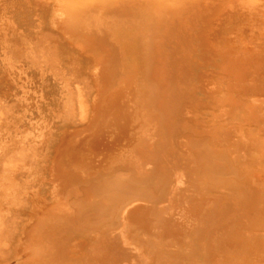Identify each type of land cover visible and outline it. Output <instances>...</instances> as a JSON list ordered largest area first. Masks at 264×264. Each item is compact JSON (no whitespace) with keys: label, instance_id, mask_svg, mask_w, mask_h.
Segmentation results:
<instances>
[{"label":"rangeland","instance_id":"obj_1","mask_svg":"<svg viewBox=\"0 0 264 264\" xmlns=\"http://www.w3.org/2000/svg\"><path fill=\"white\" fill-rule=\"evenodd\" d=\"M165 1L150 0L148 5L150 9L157 5L159 6V4L164 8L165 6L163 5H168V8L172 0H167L168 3ZM175 1L178 2V0L172 1L175 4L171 2L172 5L170 4L171 6L169 7L172 13L168 17H161L160 14H151L149 10L142 11L135 3L136 0H0V264H223V260L224 264H229L230 262L237 264L238 261H250L257 252H264V240H261L264 238V232L259 230L262 233L260 234L258 230L256 231L264 224L260 222L261 220L264 222V218L262 219V216L264 217V207L258 211V204L253 203L252 205L255 197L257 199L258 196L264 195V98L262 97V95L264 96V91L262 90L264 89V78H262L264 77V0H209L210 2L205 0L206 6H204V0H193L195 1L193 3L192 0L191 2L189 0L191 5L188 0H184L178 2L183 4L182 7L187 4L183 11L181 10L182 8L179 10V4ZM194 3L196 5L198 3L197 9H195ZM192 9L193 12L188 18L189 12L186 10L191 11ZM196 10H199L200 13ZM165 11H167L166 8ZM178 18L179 20H177ZM192 18L191 22L190 19ZM194 22L198 26L192 24ZM258 50H261V53ZM242 51L251 54L249 55ZM257 57L260 61L259 59L257 60ZM256 64L260 67H257ZM254 70H257V72ZM219 71H224V73ZM233 75L234 77H232ZM239 75L243 76V79H239ZM227 78L229 79L227 80ZM203 79L204 81H202ZM232 80L234 83L237 81V83L234 84ZM225 81L228 84H225ZM248 82H250L249 85L253 86L248 88ZM206 86L210 87L207 88ZM225 86L226 88L228 87L227 91L224 88ZM245 86L246 88L244 89ZM212 87L213 90L210 89ZM170 88L176 89L173 92L177 94H173L176 97L179 94L177 100L182 97V100L180 99L182 102L175 100L172 97L174 96L173 94L171 96L173 102L170 98H167L169 96L166 93H169ZM215 88L217 90H215L217 92L216 97L214 96V94L216 95V92H214ZM235 88H242V92L239 89L235 90ZM207 89L212 92L209 91L207 93ZM229 89H231L230 92L228 91ZM160 91L163 97L160 96ZM226 92L229 93L226 95ZM236 93L239 95H236ZM258 93L261 96L258 97ZM222 95L226 96V100L223 99ZM252 95L256 98L252 97ZM244 96L246 97L244 98ZM183 97L186 100L185 98L183 100ZM253 98L258 99L259 102L257 104H262L259 105L260 107L257 106V112L254 111L253 114L249 115L246 108L253 104V101H251ZM164 99L167 103L170 100V105L167 106L166 102L164 104ZM109 100H111V103H109ZM161 100H163L164 104L161 107L164 108L162 110L156 104L157 101ZM113 101L114 103H112ZM226 101H229L228 104ZM237 102L241 107H238ZM109 104L115 105L112 108V105ZM186 104L189 105L186 106ZM199 104H202V106ZM108 105L112 108H108L110 110L109 113L106 112ZM94 107L96 108L94 109ZM221 108L222 111L220 110ZM225 108H229L228 112ZM185 109L188 112H185ZM169 112H172V115ZM218 112L221 114L220 117L217 114ZM103 113H106L104 116L106 118H103ZM186 113H188L189 117L186 116ZM97 115V120L91 126L92 128L89 132H85L92 118ZM116 118L118 119L117 121ZM181 122H185L190 128L186 127L185 123L182 125ZM249 122L252 125L250 127L255 126L261 130L254 132L257 133V135H254L255 139H253V134L251 135L253 137L248 138L247 130H245ZM101 123L104 124L103 128ZM242 123L246 126L243 133L240 134L239 130L237 132L236 129L240 128L237 125L243 126ZM231 125H234V127ZM222 126L227 127L226 130L230 128L228 129L230 131H226ZM191 127L194 129V133H190ZM213 127L219 128H216L215 131ZM232 128H235V131L231 130ZM195 129L197 132L200 130L202 132L196 133ZM205 129L207 130L205 131ZM207 131H210L208 133L210 136ZM128 132L130 135H128ZM171 132H174L175 135ZM69 133L72 135H69ZM201 133H206L205 135L208 137ZM215 133L218 138L214 137ZM67 134L68 138H66ZM81 137L87 138V140L84 139L86 143L82 142L83 145L80 144ZM189 137L192 140L194 139V141ZM228 137H230L231 141ZM187 138L191 140V143ZM198 138L200 141L202 140L200 143L197 142ZM63 139L71 140L68 144V149L61 152L62 145L60 146V144H63ZM101 139L105 141H101ZM206 139L208 142H206ZM232 139L237 140L232 141ZM75 140L76 143H79L72 144V141ZM88 140H90V143H88ZM184 140L189 141L192 149L191 147L187 149L189 143L185 141L184 143L188 145L184 144L182 142ZM252 140L254 141L252 142ZM203 141L205 142L203 145L209 147L210 150H208L211 153L207 151L206 146L203 149L201 144L204 143ZM193 142L195 143L193 144ZM224 142L230 145L227 146ZM111 144H113L112 147ZM116 144L117 147L118 145L120 147L117 148ZM244 144L246 148L244 147L245 149L243 150L241 148ZM176 145L182 146L181 149H178L179 147L177 148ZM193 145L196 146L193 147ZM237 145H239L238 148H236ZM214 146L225 147V149L222 148L221 150H225L224 152L228 151L227 154L222 153ZM247 146L249 148L252 146L250 151ZM227 147L228 150L226 149ZM57 148L59 149L58 151H56ZM77 148L79 149L78 152ZM83 148L88 150L83 151ZM91 148H93L92 150L95 149V153L94 151H89ZM69 149L70 151L72 149V151L70 152ZM151 149L153 150L151 151ZM195 149L196 151L198 150L197 153L202 155L200 159H205L209 154L210 156L214 154L211 157L209 156V160L218 155L219 161L216 157L214 163L217 162V164L213 163L214 165H212L213 160H211V163L207 159L203 162L202 160L198 161L199 157H197L198 154ZM229 149L232 151H229ZM212 150L216 153H212ZM251 150L253 151L251 152ZM85 152L90 153L87 154ZM220 153L223 155H220ZM246 153L252 154V156L250 155L251 157L258 154L259 159L255 156V158L253 157L254 159H251L249 156L251 160L249 162V157ZM190 155L195 156L193 158ZM222 156L228 158L226 160H230L231 164L228 165V161L224 160V157L222 159ZM148 157L153 158L149 160ZM154 157L158 158L154 159ZM219 157L221 158L219 159ZM240 157L242 160L239 159ZM56 158L58 159L53 162ZM195 160L198 163L194 164ZM222 160H224L223 163ZM240 160L241 162H239ZM220 161L223 165L218 163ZM58 162L63 167L67 166L65 170L73 177L69 178V180L73 179L70 181L71 183H67L70 187L65 183H61L63 188L60 186L62 179L53 171L54 166ZM203 163L204 165L206 164L205 166L208 165L207 168L209 169L210 166L214 168L215 165H219L217 167L218 170H216V167L212 168V171L215 170V172L213 171L214 180L212 178L213 172L210 170L208 173V169L203 167ZM234 164H237V167ZM227 165L233 168V171L230 169V173L227 172L229 171L228 168H230ZM242 165L244 168L246 165L245 170L241 167ZM221 166L222 170L220 169V171L219 167L221 168ZM203 168L207 170L205 171ZM223 169L224 172H222ZM225 170L230 174H228L230 178L226 175ZM221 172L225 175L224 177L229 179L225 178V180L222 177L223 175H220L222 178L219 175L217 177L216 173L222 174ZM119 173L120 175H118ZM231 175L234 176H232L233 180ZM52 176H56V178ZM235 176H238V178L242 176L243 178L239 180ZM111 177H114L113 180L117 182L114 181L113 183ZM118 178L120 189L118 186L116 187ZM158 179L162 181L160 182ZM57 180L61 181L58 182ZM75 180L78 185L74 183ZM123 180L124 182L121 183ZM157 180L160 184H158ZM129 182L134 183L133 185L135 186L132 187L131 184V190L128 187L125 191L123 188H127L126 185ZM152 182L157 183L160 189L157 184L155 185ZM251 182H255L253 183L255 185L251 186ZM58 183L59 185L57 186ZM246 183L247 187L244 186ZM90 184H95L96 186ZM161 184L163 189H161ZM142 185L144 187L148 185L146 187L148 191H145L146 188H143ZM150 185L152 186L151 188H149ZM234 185L236 186L234 187ZM238 186L243 188V191L241 190L242 196L240 195L241 200L237 196L240 193ZM155 187L159 190L157 191ZM98 188L100 192L102 189L104 191L102 193H106V198L103 196L104 194L98 192ZM112 188L117 191L119 189L121 192L123 189L124 193H128L129 190L128 195H132L134 190L137 192H134L135 195H129L128 198L130 199H128L126 198L128 195L123 194V192H119L118 196L115 195V190ZM151 189L154 193H152ZM214 189L219 190V192ZM227 189H229V193H227ZM236 189L239 191H236ZM255 189L257 192L260 189L261 192H258L260 195H253L256 193ZM60 190L63 192L58 196L56 205L55 195ZM108 190H114L113 194H109L111 192H108ZM160 190L163 191L160 192ZM220 190L222 191L220 192ZM232 190H235V192ZM142 191L147 194L151 192L152 196L151 194H149V197L144 193H140ZM214 192L217 193L215 194ZM236 192L237 195H235ZM221 193L225 194V197ZM230 193L235 194L231 195ZM158 194L161 195V198L162 196L164 198L161 199ZM113 195H115V198H112ZM138 195L139 197H135ZM243 195L249 196L250 199H247L248 201L246 202V198L244 197V200ZM226 196L227 199L231 197L235 198L236 201L239 199V202L243 200L245 208L241 207V210L243 209L242 212L239 211H241L240 206H243L244 202H240L241 205L235 200H227ZM261 196L258 198V200H261H257V203L262 202L261 205L263 206L264 196ZM146 197L149 198L146 199ZM60 198L62 200H58ZM91 199L92 201H90ZM127 199L130 202H127ZM156 200L159 202L157 203ZM249 200L252 202L250 201L249 203ZM152 201H155L154 204ZM233 202L236 205L232 204ZM62 203L66 205H62ZM151 203L154 207L150 205ZM228 203L230 206H227ZM260 203L259 208H262ZM237 204H240V206ZM249 204L250 206H248ZM254 204H256L255 210L258 213L261 210L262 213L260 212V214L263 215L256 214L257 212L253 211L254 208L249 210L252 206L254 207ZM45 205H49L47 206L48 209H51V205L53 207L56 205L57 208L53 210L54 216H51L53 214L45 216L44 213L47 210ZM84 205L87 206L84 207ZM238 206L239 210L236 208ZM38 207H42V210ZM223 208L225 210H222ZM116 210L120 212H114ZM225 211L229 212H227L228 215L224 213ZM248 211L253 214H247ZM63 212L65 214L68 213L67 217H65L66 215ZM218 212L220 213L218 214ZM231 212L232 214L234 212L233 216H231ZM36 213L37 215L41 213V216H36ZM243 213L249 216H244ZM216 214L218 215L216 216ZM61 215H64V217ZM115 215H118V218ZM241 215L245 217L240 222L243 225L237 222L238 219L241 221V217H243ZM251 215H254V219L256 218L257 221L256 219L253 220ZM257 215L260 216L261 220L258 219L259 216L255 217ZM113 217L116 220L118 219V223L121 224L116 223L117 221ZM222 217L227 219H222ZM246 217L251 218V220L248 218L249 223ZM34 219L40 220L36 230L32 226L37 224L36 222L38 221H33ZM70 219L72 220L70 221ZM73 219L74 222H72ZM220 219H222L223 223ZM227 221L231 223L235 221L237 223L233 224V222L231 224L229 222V225L226 224ZM251 221H255V223ZM32 223L34 224L31 225ZM216 223H219V226ZM250 223L253 226L260 224L261 227L258 225L259 227L253 228V226L249 225ZM29 224L31 225L30 228ZM109 224L112 225L110 226ZM238 224H240V227L242 226L240 230L238 229L239 227H236ZM245 224L255 230L247 228V231L250 230V232L245 231ZM164 226L165 230L162 228ZM220 226L223 228L221 229ZM231 226L233 227L231 228ZM224 229L225 231L223 232L228 234H225L226 237L223 239L224 233L222 230ZM44 230L47 231L45 232ZM40 231L42 232L40 233ZM213 231L219 232V236L217 232ZM230 234L232 235L230 236ZM259 235H261L260 238L257 237ZM230 237L231 240H229ZM240 237L241 240L238 239ZM250 237L252 240H250ZM219 238L222 243L221 246ZM245 239H249L250 245H247L248 243ZM222 240L224 241L222 242ZM243 240H245V244L242 243ZM239 242L241 244L238 245ZM244 245H247L246 247L249 246L248 248L251 250L247 251L248 248H245ZM258 248L260 251H257L259 250ZM230 250L234 252L232 253L234 255L230 254L232 252ZM218 251L222 259L221 256H217L216 253ZM220 253H223V255ZM224 253L227 255H224ZM228 255L230 256L228 257ZM217 257L221 263L217 260ZM214 258L219 262L215 261Z\"/></svg>","mask_w":264,"mask_h":264},{"label":"bare ground","instance_id":"obj_2","mask_svg":"<svg viewBox=\"0 0 264 264\" xmlns=\"http://www.w3.org/2000/svg\"><path fill=\"white\" fill-rule=\"evenodd\" d=\"M132 1H133V0H132ZM151 1H152V0H151ZM154 1H155V0H154ZM160 1H161V0H160ZM172 1H174V0H172ZM172 1H171V2H172ZM180 1H184V0H178V2H180ZM195 1H196V0H195ZM195 1L192 0V3L195 2ZM200 1H201V0H200ZM218 1H219V0H218ZM252 1H253V0H252ZM149 2H150V0H136L135 3L139 6L138 8L142 9V11H144V10H149L151 14H153V13H154V14H160L161 17H166V16L168 17L169 14L172 13L171 9L169 8V7L172 5L171 2H170L171 5L169 4V7H168V8H167L168 5H167V6H166V5H163V6H165V8H166L167 11H165V8L162 7L160 4H159V6H158V5L155 6V7L153 6L154 8H153V9H150V8H149L150 6L148 5V4H150ZM156 2H157V1H156ZM165 2L168 3L167 0H166ZM175 2H176V1H175ZM178 2H176V3H178ZM188 2H189V0H188ZM188 2H187V3H188ZM190 2H191V0H190ZM190 2H189V4H190ZM203 2H204V4H205V0H204ZM208 2H210V1L208 0ZM172 3L175 4L174 2H172ZM198 3H199V2H198ZM198 3H197V5H198ZM206 3H207V2H206ZM214 3H215V1H214ZM178 4H179V10H180V8H182V9H181L182 11H183V8H184V10H185V8H186L185 6H186L187 4H186L184 7H182V5H183L182 3H178ZM194 4H195V3H194ZM210 4H211V3H210ZM176 5H177V4H176ZM180 5H181V6H180ZM190 5H191V4H190ZM190 5H189V6H190ZM192 5H193V4H192ZM197 5L195 4V6H196L195 9L198 8ZM199 5H201V4L199 3ZM199 5H198V6H199ZM202 5H203V4H202ZM214 5H215V4H214ZM214 5H213V6H214ZM221 5H224V4H221ZM221 5H219V6H221ZM204 6H206V4H205ZM219 6H218V8H219ZM193 7H194V5H193ZM200 7H201V6H200ZM210 7H211V5H210ZM216 7H217V6H216ZM187 8H188V6H187ZM207 8H208V4H207ZM207 8H205V9H207ZM220 8H221V7H220ZM190 9H191V7H190ZM193 9H194V8H193ZM193 9H192L191 11L186 10V11L189 12V17H188V18H190V14H191V12H193ZM195 9H194V12H195ZM199 9H200V8H199ZM205 9H204V10H205ZM210 9H211V8H210ZM214 9H216V8H214ZM137 10H139V9H137ZM172 10H173V9H172ZM201 10H202V9H201ZM204 10H203V11H204ZM207 10H208V9H207ZM177 11H178V10H177ZM186 11H185V12H186ZM196 11H197V10H196ZM198 11H199V10H198ZM198 11H197V12H198ZM173 12H174V10H173ZM179 12H181V11H179ZM204 12H205V11H204ZM204 12H203V14H204ZM207 12L209 13V11H207ZM199 13H200V11H199ZM201 13H202V12H201ZM205 13H206V12H205ZM256 13H257V12H256ZM186 14H187V12H186ZM196 14H197V13H196ZM182 15H183V14H182ZM184 15H185V13H184ZM187 16H188V15H187ZM201 16H202V15H201ZM178 17H179V16H178ZM185 17H186V16H185ZM185 17H184V18H185ZM197 17H199V16H197ZM186 18H187V17H186ZM188 18H187V19H188ZM194 18H195V16H194ZM181 19H182V18H181ZM177 20H179V18H178ZM177 20L175 19V21H177ZM182 20H183V19H182ZM192 20H193V18L190 19L191 22H192ZM197 20H198V19H197ZM254 20H255V19H254ZM187 21H188V20H187ZM194 21H196V20H194ZM187 23H188V22H187ZM190 24H191V23H190ZM192 24H196V22H194V23H192ZM199 24H200V23H199ZM196 25H197V24H196ZM191 26H192V25H191ZM197 26H198V25H197ZM197 26H195V27H197ZM185 27H186V26H185ZM193 27H194V26H193ZM183 29H184V28H183ZM243 29H244V28H243ZM256 29H257V28H256ZM261 29H262V28H261ZM192 33H193V32H192ZM193 37H195V36H193ZM248 45H249V44H248ZM246 46H247V45H246ZM242 48H243V46H242ZM244 49H245V48H244ZM239 50H242V49H239ZM203 51H204V50H203ZM248 51H250V50H248ZM255 51H256V50H255ZM258 51H260L259 53H261V50H258ZM242 52H244V51H242ZM245 52H246V51H245ZM245 52H244V53H245ZM236 53H237V51H236ZM246 53L249 54V52H246ZM222 54H223V53H222ZM237 54H238V53H237ZM248 54H247V56H249L251 53H250L249 55H248ZM255 54H256V53H255ZM182 56H183V55H182ZM222 56H223V55H222ZM237 56H238V55H237ZM251 56H252V55H251ZM260 56H261V55H260ZM234 57H235V56H234ZM241 57H242V56H241ZM241 57H240V58H241ZM254 57H256V56H254ZM254 57H253V58H254ZM261 58H262V57H261ZM178 59H179V58H178ZM258 59H259V58L257 57V60H258ZM215 60H216V59H215ZM252 60H253V59H252ZM255 60H256V58H255ZM261 60H262V59H261ZM259 61H260V59H259ZM259 61H258V63H259ZM247 62H248V61H247ZM240 63H241V61H240ZM252 63H253V62H252ZM254 63H255V62H254ZM260 64H262V63H260ZM256 65H257V67H260L258 64H256ZM256 65H255V69H256ZM171 67H172V66H171ZM253 67H254V66H253ZM241 68H242V67H241ZM243 68H244V67H243ZM247 69H248V65H247ZM245 70H246V69H245ZM212 71H213V70H212ZM246 71H247V70H246ZM251 71H252V70H251ZM254 71L257 72V70H254ZM254 71H253V73H254ZM219 72H223V73H224V71H219ZM241 72H242V71H241ZM202 73H203V72H202ZM212 73H213V72H212ZM225 73H226V72H225ZM251 73H252V72H251ZM210 74H211V73H210ZM237 74H238V73H237ZM235 75H236V74H235ZM241 75H242V74H241ZM241 75H239L240 78H239L238 76H237V77H238L239 79H241V78L243 79V76L241 77ZM257 75H258V74H257ZM263 75H264V73H263ZM263 75H262V76H263ZM153 76H154V75H153ZM252 76H253V74H252ZM258 76H259V75H258ZM155 77H156V76H155ZM158 77H159V76H158ZM232 77H234V75H233ZM203 78H204V77H203ZM212 78H213V77H212ZM256 78H258V77H256ZM262 78H264V77H262ZM172 79H173V78H172ZM228 79H229V78H227V80H228ZM236 79H237V78H236ZM239 79H237V80H239ZM244 79H245V78H244ZM249 79H250V78H249ZM122 80H123V79H122ZM124 80H125V79H124ZM127 80H128V78H127ZM206 80H207V79H206ZM206 80H205V81H206ZM209 80H210V79H209ZM128 81H129V80H128ZM156 81H157V80H156ZM202 81H204V79H203ZM212 81H213V80H212ZM229 81H230V80H229ZM232 81H233V80H232ZM122 82H123V81H122ZM157 82H158V81H157ZM206 82H207V81H206ZM220 82H221V81H220ZM225 82H226V81H225ZM242 82H243V81H242ZM257 82H258V81H257ZM125 83H126V82H125ZM210 83H211V80H210ZM233 83H234V81H233ZM235 83H237V81H236ZM235 83H234V84H235ZM249 83H250V82H248V85H249ZM158 84H159V83H158ZM158 84H157V85H158ZM204 84H205V82H204ZM223 84H224V83H223ZM225 84H228V82H226ZM231 84H232V83H231ZM234 84H233V85H234ZM238 84H239V83H238ZM263 84H264V83H263ZM163 85H164V84H163ZM213 85H214V84H213ZM233 85H232V86H233ZM244 85H245V84H244ZM257 85H259V83H257ZM260 85H261V83H260ZM211 86H212V84H211ZM226 86H227V85H226ZM226 86H225L224 88H226ZM232 86H231V87H232ZM235 86H236V85H235ZM251 86H253V85H249L248 88H250ZM158 87H159V86H158ZM175 87H176V86H175ZM175 87H174V88H175ZM203 87H204V85H203ZM206 87H207V86H206ZM209 87H210V86H209ZM209 87H207V88H209ZM216 87H218V86H216ZM220 87H221V86H220ZM233 87H234V86H233ZM233 87H232V88H233ZM236 87H237V86H236ZM240 87H242V86H240ZM163 88H164V87H163ZM166 88H167V87H166ZM176 88H177V87H176ZM227 88H228V87H227ZM227 88H226V91H227ZM245 88H246V86L244 87V89H245ZM254 88H255V87H254ZM263 88H264V87H263ZM105 89H106V88H105ZM189 89H190V88H189ZM210 89L213 90V87L210 88ZM238 89L241 90V92H242V88H241V89L238 88ZM238 89L235 88V90H238ZM255 89H257V88H255ZM159 90H160V89H159ZM164 90H165V89H164ZM175 90H176V89L173 90V89L170 88L169 93H166V95L168 94V96H169V97H167L168 99L170 98V100H171L172 97H174L175 100L178 99L179 94H178V97H176L175 95H176L177 93L175 94V93L173 92V91H175ZM215 90H216V88L214 89V92L217 91V90H216V91H215ZM219 90H220V89H219ZM219 90H218V91H219ZM230 90H231V89H229L228 91L230 92ZM233 90H234V88H233ZM257 90H258V89H257ZM259 90H260V88H259ZM262 90L264 91V89H262ZM162 91H163V89H162ZM195 91H196V90H195ZM207 91H208V89H207ZM207 91H205V92H207ZM209 91H210V90H209ZM209 91H208L207 93H209ZM243 91H244V90H243ZM246 91H247V90H246ZM246 91H245V93H247ZM249 91H250V90H249ZM251 91H252V90H251ZM254 91H255V90H254ZM22 92H23V91H22ZM45 92H46V91H45ZM210 92H212V91H210ZM229 92H226V95H227V93H229ZM257 92H258V91H257ZM261 92H262V91H261ZM173 93H174L175 95H174ZM186 93H187V92H186ZM250 93H251V92H250ZM159 94H160L161 97H163L161 91H160ZM172 94H173L174 96H172ZM182 94H183V93H182ZM237 94H238V93H236V95H237ZM256 94H257V93H256ZM258 94H259V93H258ZM118 95H119V94H118ZM166 95H165V96H166ZM183 95H184V94H183ZM186 95H187V94H186ZM236 95H235V96H236ZM238 95H239V94H238ZM111 96H112V95H111ZM171 96H172V97H171ZM208 96H209V95H208ZM210 96H211V94H210ZM210 96H209V97H210ZM214 96H215V97L217 96V92H216V95L214 94ZM222 96H223V95H222ZM242 96H243V94H242ZM256 96H257V95H256ZM259 96H261V95L259 94L258 97H259ZM122 97H123V96H122ZM180 97H181V96H180ZM225 97H226V96H225ZM225 97L223 96V99H225ZM228 97L230 98L229 94H228ZM228 97H227V98H228ZM231 97H232V96H231ZM245 97H246V96H244V98H245ZM247 97H248V96H247ZM249 97L251 98V96H249ZM252 97H255V96L252 95ZM262 97L264 98L263 95H262ZM79 98H80V97H79ZM114 98H115V97H114ZM184 98H185V97H183V100H184ZM235 98H237V97H235ZM255 98H256V97H255ZM260 98H261V97H260ZM180 99L182 100V97L179 98V100H177V101H178V102H182V101H180ZM158 100H159V99H158ZM164 100H165V99H164ZM170 100H169V102H171V101L173 102V100H171V101H170ZM185 100H186V98H185ZM187 100H188V99H187ZM207 100H208V99H207ZM212 100H213V99H212ZM225 100H226V99H225ZM225 100H223V101H225ZM236 100H237V99H236ZM109 101H110L109 103H111V100H109ZM116 101H117V100H116ZM214 101H215V100H214ZM231 101H232V100H231ZM237 101H239V100H237ZM246 101H247V100H246ZM249 101H250V100H249ZM249 101H248V102H249ZM251 101H253V104L249 105V106H250L249 108L247 107L248 105L246 106V107H247V108H246V111L248 112L249 115H250V114H253L254 111H256L257 108H258L257 106H259V105L262 104V103L257 104V102H259L258 99H254V98H253ZM165 102H166V100L164 101V104H165ZM169 102H168V103L166 102L167 106L170 105ZM175 102H176V101H175ZM185 102H187V101H185ZM195 102H196V101H195ZM212 102H213V101H212ZM226 102H227V101H226ZM226 102H224V103H226ZM228 102H229V101H228ZM228 102H227V104H228ZM239 102H240V101H239ZM248 102H247V104H248ZM77 103H78V102H77ZM112 103H114V101H113ZM197 103H198V102H197ZM217 103L219 104V102H217ZM234 103H235V102H234ZM237 103H238V102H237ZM115 104H116V103H115ZM115 104H113V105H112V104H109V105H112V108H113V106H114ZM156 104L159 106V108L163 107V105H164V104H163V100H161V101H157ZM184 104H185V103H184ZM202 104H203V102H202ZM202 104H199V105L202 106ZM229 104H230V103H229ZM79 105H80V104H79ZM109 105H108V106H109ZM157 105H156V106H157ZM176 105H178V104H176ZM187 105H189V104H186V106H187ZM203 105L205 106V104H203ZM238 105H239V103H238ZM242 105H244V104H242ZM108 106L106 107V108H107V111L105 110L107 113L110 112L109 109H112L110 106H109V107H108ZM172 106H173V105H172ZM172 106H171V108H172ZM210 106H211V105H210ZM229 106H230V105H229ZM244 106H245V105H244ZM78 107H79V106H78ZM178 107H179V105H178ZM183 107H184V106H183ZM207 107H208V106H207ZM233 107H235V106H233ZM236 107H237V106H236ZM238 107H241V106L239 105ZM259 107H260V106H259ZM95 108H96V107H94V109H95ZM108 108H109V109H108ZM119 108H120V107H119ZM159 108H158V109H159ZM167 108H168V107H167ZM167 108H166V109H167ZM198 108H199V107H198ZM231 108H232V106H231ZM231 108H230V109H231ZM78 109H79V108H78ZM117 109H118V108H117ZM162 109H164V108H161L160 110H162ZM225 109H226L227 112H228V109H229V108H228V109L225 108ZM242 109H244V108H242ZM113 110H114V109H113ZM121 110H122V109H121ZM220 110L222 111V108H221ZM232 110H233V109H232ZM237 110H238V109H237ZM240 110H241V109H240ZM111 111H112V110H111ZM167 111H168V110H167ZM184 111H185V112H188V111H186V109H185ZM173 112H174V111H173ZM191 112H192V111H191ZM256 112H257V111H256ZM163 113H165V112H163ZM169 113H171V115H172V112H169ZM169 113H167V114H169ZM105 114H106V113H103V118H106V117H104ZM175 114H176V113H175ZM198 114H199V113H198ZM217 114H219V117H220V115H221L220 112H218ZM245 114H246V113H245ZM93 115H94V114H93ZM224 115H226V114H224ZM164 116L166 117V115H164ZM173 116H174V115H173ZM176 116H177V114H176ZM180 116H181V115H180ZM186 116L189 117V116H188V113H186ZM193 116H194V115H193ZM199 116H200V115H199ZM217 116H218V115H217ZM226 116H227V115H226ZM262 116H263V115H262ZM97 117H98V115L92 118V121H91L90 124H88V125H89V126H88V129H86L85 132H89V130L92 128L91 126H92V125L95 123V121L97 120ZM114 117H115V115H114ZM168 117H169V116H168ZM182 117H183V116H182ZM184 117H185V115H184ZM184 117H183V118H184ZM221 117L226 118V117H224V116H221ZM245 117H246V116H245ZM249 117H251V116H249ZM249 117H248V119H249ZM170 118H171V117H170ZM192 118H193V117H192ZM195 118H196V117H195ZM223 118H222V119H223ZM237 118H238V117H237ZM263 118H264V117H263ZM165 119H166V118H165ZM174 119H175V118H174ZM219 119H220V118H219ZM226 119H227V118H226ZM232 119H233V118H232ZM252 119H253V118H252ZM117 120H118V119L116 118V121H117ZM179 120H181V119H179ZM186 120H187V119H186ZM188 120H189V119H188ZM230 120H231V119H230ZM244 120H245V119H244ZM40 121H41V120H40ZM160 121H161V120H160ZM163 121H164V120H163ZM174 121H175V120H174ZM219 121H220V120H219ZM225 121H226V120H225ZM197 122H198V121H197ZM245 122H246V121H245ZM247 122H248V121H247ZM116 123H117V122H116ZM116 123H115V124H116ZM166 123H167V122H166ZM168 123H169V122H168ZM171 123H172V122H171ZM178 123H179V122H178ZM184 123H185V122H184ZM184 123L181 122L182 125H183ZM236 123H237V122H236ZM101 124H102L101 127L103 128L104 124H103V123H101ZM118 124H119V123H118ZM172 124H173V123H172ZM174 124H175V123H174ZM174 124H173V125H174ZM185 124H186V123H185ZM218 124H221V123H218ZM242 124H243V126H239V125H237V127H240V128H239V129H236V131L238 132V130H239V133L241 134V133H243V130L246 128L245 130H247V133H248L247 135L249 136L248 138L253 137L255 134L257 135V133H254V132L261 131L260 129H257L255 126L250 127V126H252V125L250 124V122H249L248 124L246 123V124H247V127L249 126V128L245 127L246 125H244V123H242ZM106 125H107V124H106ZM175 125H176V124H175ZM177 125H179V124H177ZM182 125H181V126H182ZM200 125H201V124H200ZM222 125L224 126V124H222ZM253 125H254V124H253ZM169 126H170V123H169ZM184 126H185V125H184ZM192 126H193V125H192ZM223 126H222V127H223ZM231 126H232V125H231ZM262 126H263V125H262ZM98 127H99V125H98ZM98 127H97V128H98ZM101 127H100V128H101ZM116 127H117V126H116ZM118 127H119V126H118ZM161 127H162V126H161ZM165 127H166V126H165ZM167 127H168V126H167ZM186 127H189V128H190V126H189V125L187 126V124H186ZM219 127H220V126H219ZM219 127H216V128H219ZM232 127H234V125H233ZM244 127H245V128H244ZM254 127H255V128H254ZM100 128H99V129H100ZM102 128H101V129H102ZM106 128H107V127H106ZM179 128H180V127H179ZM213 128H214V127H213ZM216 128H214L215 131H216ZM224 128H225V127H223V129H224ZM226 128H227V127H226ZM226 128H225V130H226ZM252 128H253V129H252ZM174 129L176 130L175 126H174ZM183 129H184V128H183ZM191 129H192V127H191ZM191 129H189V130H191ZM201 129H202V128H201ZM208 129H210V128H208ZM221 129H222V128H221ZM221 129H219V130H221ZM223 129H222V130H223ZM228 129H230V128H228ZM228 129H227V130H228ZM234 129H235V128H232L231 130H234ZM119 130H120V129H119ZM119 130H118V131H119ZM167 130H168V129H167ZM170 130H171V129H170ZM185 130H186V129H185ZM197 130H198V129H197ZM206 130H207V129H205V131H206ZM210 130H211V129H210ZM225 130H224V131H225ZM227 130H226V131H227ZM106 131H107V130H106ZM112 131H113V130H112ZM139 131H140V130H139ZM182 131H184V130H182ZM191 131H192V132H191ZM191 131H190V133H194V132H193L194 129H192ZM213 131H214V130H213ZM226 131H225V132H226ZM229 131H230V130H228V132H229ZM234 131H235V130H234ZM113 132H114V131H113ZM120 132H121V131H120ZM184 132H185V131H184ZM184 132H181V133H184ZM187 132H188V128H187ZM195 132L198 133V132H202V131L200 130V131L197 132L196 129H195ZM209 132H210V131H209ZM209 132L207 131V134H208ZM219 132H221V131H219ZM219 132H218V134H219ZM225 132H224V133H225ZM231 132H232V131H231ZM231 132H230V133H231ZM237 132H236V133H237ZM36 133H39V132H36ZM72 133H73V132H72ZM76 133H77V132H76ZM101 133H102V132H101ZM114 133H115V132H114ZM117 133H118V132H117ZM171 133L174 134V132H171ZM171 133H170V134H171ZM175 133H176V132H175ZM196 133H195V135H197ZM213 133H214V132H213ZM213 133H211V134H213ZM216 133H217V132H216ZM216 133H215L214 137L217 135ZM221 133H222V132H221ZM224 133H223V134H224ZM233 133H234V132H233ZM236 133H235V135H237V134L240 135L239 133H237V134H236ZM258 133H259V132H258ZM107 134H108V133H107ZM185 134H186V133H185ZM185 134H184V135H185ZM201 134H202V135H205L206 133H205V134L201 133ZM252 134H253V136H251ZM69 135H72V134L69 133ZM77 135H78V134H77ZM104 135H105V134H104ZM111 135H112V134H111ZM111 135H110V136H111ZM118 135H119V134H118ZM128 135H130L129 132H128ZM160 135H161V134H160ZM174 135H175V134H174ZM182 135H183V134H182ZM188 135H189V134H188ZM198 135H199V134H198ZM202 135H200V136H202ZM208 135H209V134H208ZM233 135H234V134H233ZM235 135H234V136H235ZM261 135H262V134H261ZM263 135H264V134H263ZM263 135H262V137H263ZM25 136H26V135H25ZM28 136H29V135H28ZM40 136H41V135H40ZM102 136H103V134H102ZM102 136H101V137H102ZM138 136H139V135H138ZM152 136H153V135H152ZM157 136H158V135H157ZM200 136H199V137H200ZM205 136H206V135H205ZM209 136H210V135H209ZM229 136H230V135H229ZM240 136H241V135H240ZM240 136H238V137H240ZM243 136H244V135H243ZM26 137H27V136H26ZM64 137H65V136H64ZM113 137H114V136H113ZM118 137H119V136H118ZM118 137H117V138H118ZM162 137H163V136H162ZM170 137H171V136H170ZM191 137H192V136H191ZM194 137H195V136H194ZM202 137H203V136H202ZM206 137H208V136H206ZM216 137H217V136H216ZM235 137H236V136H235ZM66 138H68V134H67ZM96 138H97V137H96ZM182 138H183V137H182ZM182 138H180V139H182ZM189 138H190V137H189ZM189 138H187V139H188V140L190 141V143H191V140H192V139L190 138V139H191V140H190ZM217 138H218V137H217ZM229 138H230V137H228V139H229ZM236 138H237V137H236ZM241 138H242V137H241ZM241 138H240V139H241ZM245 138H246V136H245ZM255 138H256V137L254 136L253 139H255ZM258 138H259V136H258ZM263 138H264V137H263ZM80 139H81V140H80V142H81L80 144H82V142L84 141V139L87 140V138H85V137H84V138L81 137ZM122 139H123V138H122ZM125 139H126V138H125ZM142 139H143V138H142ZM169 139H170V138H169ZM180 139H178V140L180 141ZM195 139H196V138H195ZM202 139H203V138H202ZM242 139H243V138H242ZM260 139H262V138L260 137ZM70 140H71V139H70ZM70 140H68V139H65V140H64V139H63V144H62V143L60 144V146L62 145V150H61V152H62L63 150H65V149H68L67 147H68V144H69ZM99 140H100V139H99ZM102 140H103V139H101V141H102ZM127 140H128V139H127ZM143 140H144V139H143ZM157 140H158V138H157ZM174 140H175V139H174ZM182 140H183V139H182ZM188 140H187V141L184 140V141H182V142L184 143V142L186 141V142L189 143ZM197 140H198V141H197ZM197 140H195V141H197V142H199V143L202 141V140L200 141L199 138H198ZM212 140H213V139H212ZM215 140H216V139H215ZM226 140H227V139H226ZM229 140H230V139H229ZM233 140H237V139H232V141H233ZM243 140H244V139H243ZM243 140H242V141H243ZM23 141H24V140H23ZM88 141H89L88 143H90V140H88ZM103 141H105V140H103ZM107 141H108V140H107ZM115 141H116V140H115ZM135 141H136V140H135ZM169 141H170V140H169ZM175 141H176V140H175ZM192 141H194V139H193ZM204 141H205V140H204ZM204 141H203V142H204ZM218 141H219V139H218ZM221 141H222V140H221ZM224 141H225V140H224ZM230 141H231V140H230ZM250 141H251V140H250ZM253 141H254V140H252V142H253ZM72 142H73L72 144H74V143H75V144L79 143V142L76 143V140H75V141H72ZM84 142H85V141H84ZM110 142H111V141H110ZM117 142H118V141H117ZM127 142H128V141H127ZM180 142H181V141H180ZM206 142H208L207 139H206ZM225 142H226V141H225ZM225 142H224V144H225ZM239 142H241V141H239ZM243 142L246 143L245 141H243ZM85 143H86V142H85ZM102 143H103V142H102ZM104 143H105V142H104ZM113 143H114V141H113ZM137 143H138V142H137ZM151 143H152V142H151ZM175 143H176V142H175ZM190 143H189V146H188V147L186 146V145H188V144H187V143H184V144H186L185 146L187 147V149H190V147H191V149H192V146L190 145ZM194 143H195V142H193V144H194ZM241 143H242V142H241ZM248 143H250V142H248ZM259 143H260V142H259ZM72 144H71V145H72ZM138 144H139V143H138ZM158 144H159V142H158ZM180 144H181V143H180ZM184 144H183V145H184ZM197 144H198V143H197ZM201 144L203 145V144H205V142H204V143H201ZM209 144H210V143H209ZM218 144H219V143H218ZM82 145H83V144H82ZM90 145H92V144H90ZM96 145H97V144H96ZM174 145H175V144H174ZM177 145H178V144H177ZM177 145H176V146H177ZM219 145H220V144H219ZM225 145H227V143H226ZM228 145H230V144L228 143ZM228 145H227V146H228ZM232 145H233V143H232ZM234 145H235V142H234ZM240 145H241V144H240ZM259 145H260V144H259ZM76 146H77V145H76ZM86 146H87V145H86ZM92 146H93V145H92ZM97 146H98V145H97ZM97 146H96V147H97ZM112 146H113V144H111V147H112ZM123 146H125V145H123ZM194 146H196V145H193V147H194ZM199 146H200V145H199ZM199 146H198V149H199ZM205 146H206V145H205ZM205 146L203 145V149H204ZM215 146H216V145H215ZM215 146H214V147H215ZM220 146H222V145H220ZM223 146H224V145H223ZM249 146H250V144H249ZM249 146H247V147L249 148ZM71 147H72V146H71ZM79 147H80V146H79ZM93 147H94V146H93ZM116 147H117V144H116ZM118 147H120V146L118 145ZM118 147H117V148H118ZM178 147H179V148H178ZM181 147H182V146H181ZM181 147H180V146H177L178 149H181ZM186 147H184V148H186ZM201 147H202V146H201ZM229 147H230V146H229ZM238 147H239V145H237L236 148H238ZM244 147L246 148L245 144H244V146H243L241 149L244 150V149H245ZM89 148H90V146H89ZM94 148H95V147H94ZM102 148H103V147H102ZM106 148H108V147H106ZM106 148H105V149H106ZM155 148H156V147H155ZM205 148H207V151L210 150L209 147H207V146H206ZM215 148L219 149V151H222V153H226V154H227V152H228V151H227V152H224L225 150H221L223 147H222V148L215 147ZM231 148H232V147H231ZM233 148H234V147H233ZM251 148H252V146H251ZM251 148H249V151H250ZM84 149H85V148H83V151H87V150H88V149H87V150H84ZM92 149H93V148L89 149V151H94V153H95V149H94V150H92ZM112 149H113V148H112ZM162 149H163V148H162ZM187 149H186V150H187ZM208 149H209V150H208ZM212 149H213V148H212ZM223 149H225V147H224ZM226 149L228 150V147H227ZM58 150H59V149L57 148L56 151H58ZM78 150H79V149L77 148V152H78ZM108 150H109V149H108ZM152 150H153V149H151V151H152ZM193 150H194V149H193ZM214 150H215V149H214ZM233 150H235V149H233ZM238 150H239V149H238ZM56 151H55V152H56ZM66 151H67V150H66ZM69 151H70V149H69ZM71 151H72V149H71ZM71 151H70V152H71ZM74 151H75V150H74ZM80 151H81V150H80ZM80 151H79V152H80ZM104 151H105V150H104ZM115 151H116V150H115ZM177 151H178V150H177ZM181 151H182V150H181ZM188 151H189V150H188ZM195 151H196V149H195ZM212 151H213V150H212ZM215 151H216V150H215ZM215 151H213L212 153H216ZM217 151H218V150H217ZM229 151H232V150L229 149ZM252 151H253V150H251V152H252ZM81 152H82V151H81ZM96 152H97V151H96ZM106 152H107V151H106ZM182 152H183V151H182ZM184 152H185V150H184ZM192 152H193V151H192ZM197 152H198V150L196 151V153H197ZM199 152H200V151H199ZM204 152H205V151H204ZM209 152L211 153V151H209ZM238 152H240V151H238ZM241 152H244V151H241ZM58 153H59V152H58ZM85 153H87V152H85ZM89 153H90V152H89ZM89 153H87V154H89ZM91 153H92V152H91ZM94 153H93V155H94ZM109 153H111V152H109ZM138 153H139V152H138ZM151 153H152V152H151ZM151 153H150V154H151ZM193 153H194V152H193ZM201 153H202V152H201ZM207 153H208V152H207ZM207 153H204V154H207ZM222 153H220V155H223ZM232 153H234V152H232ZM259 153H260V152H259ZM55 154H56V153H55ZM144 154H146V153H144ZM194 154H195V153H194ZM197 154H198L197 157H199V159H200V157H202V155H200V153H197ZM202 154H203V153H202ZM218 154H219V152H218ZM229 154H230V153H229ZM229 154H228V155H229ZM240 154H242V153H240ZM93 155H92V156H93ZM98 155H99V154H98ZM98 155H96V156H98ZM121 155H122V154H121ZM121 155H120V156H121ZM124 155H125V154H124ZM195 155H196V154H195ZM195 155H194V156H195ZM213 155H214V154H213ZM213 155L211 154V156H213ZM215 155H216V154H215ZM220 155H219V156H220ZM224 155H225V154H224ZM235 155H236V154H235ZM246 155H248V157H249L250 155L252 156V154L249 155V153H246ZM58 156H59V155H58ZM90 156H91V154H90ZM100 156H101V155H100ZM125 156H126V155H125ZM179 156H180V155H179ZM190 156H192V155H190ZM194 156H192V157L194 158ZM209 156H210V154H209L208 157L205 158V159H207V160L209 161V163H211V160H213V161H212V165L217 164V162L214 163V159H215V157H216L217 160H218V157H217L218 155H216L213 159L210 158L211 160H209ZM211 156H210V157H211ZM233 156H234V155H233ZM236 156H237V155H236ZM239 156H240V155H239ZM251 156H250V157H251ZM254 156L257 157V158L259 159V157H258L259 155H258V154H257V156H256V155H254ZM254 156H253V157H254ZM55 157H56V155H55ZM98 157H99V156H98ZM130 157H131V156H130ZM149 157H150V156H149ZM149 157H148V158H149ZM204 157H206V156L204 155ZM223 157H224V156H222V159H223ZM234 157H235V156H234ZM250 157L248 158L249 162L251 161V160H250ZM253 157H251V159H252ZM255 157H254V158H255ZM94 158H96V157H94ZM152 158H153V157H152ZM152 158H149V160L152 159ZM156 158H158V157H156ZM156 158L154 157V159H156ZM220 158H221V157H219V159H220ZM236 158H238V157H236ZM236 158H235V159H236ZM242 158H243V155H242ZM254 158H253V159H254ZM263 158H264V157H263ZM57 159H58V158L54 159L53 162H54L55 160H57ZM96 159H97V158H96ZM98 159H99V158H98ZM145 159H146V158H145ZM154 159H153V161H155ZM188 159H189V158H188ZM190 159H191V158H190ZM196 159H197V158H196ZM199 159H198V161H201V160H202V162L205 161L204 158H202V159H200V160H199ZM226 159H228V158L224 157V160H226ZM229 159H230V158H229ZM232 159H233V158H232ZM239 159H241V157H240ZM243 159L245 160V157H244ZM258 159H257V160H258ZM92 160H93V159H92ZM191 160H192V159H191ZM224 160H222V163H223ZM241 160H242V159H241ZM241 160H240L239 162H241ZM97 161H98V160H97ZM119 161H120V160H119ZM125 161H126V160H125ZM134 161H135V160H134ZM151 161H152V160H151ZM208 161H207V163H208ZM215 161H216V160H215ZM218 161H219V160H218ZM226 161H228V160H226ZM229 161H230V160H229ZM229 161L227 162V163H229L228 165L231 164V163H230L231 161H230V162H229ZM233 161H234V160H233ZM261 161H262V160H261ZM90 162H91V161H90ZM93 162H95V161H93ZM171 162H172V161H171ZM191 162H192V161H191ZM202 162H201V163H202ZM236 162H237V161H236ZM236 162H234V163H236ZM262 162H263V161H262ZM262 162H260V163L263 164L264 162H263V163H262ZM176 163H177V161H176ZM195 163H198V162L195 160L194 164H195ZM205 163H206V162H205ZM207 163H206V164H207ZM213 163H214V164H213ZM218 163L220 164L221 161L218 162ZM222 163H221V165H223ZM53 164H54V163H53ZM53 164H52V165H53ZM93 164H94V163H93ZM125 164H126V163H125ZM134 164H135V163H134ZM151 164H152V163H151ZM156 164H157V163H156ZM206 164H205V165H206ZM237 164H238V162H237ZM237 164H236V165H237ZM138 165H139V164H138ZM203 165H204V163H203ZM205 165H204L203 167L207 168L208 165H207V166H205ZM209 165H211V164H209ZM228 165H227V167H230V166H228ZM234 165H235V164H234ZM234 165H233V166H234ZM236 165H235V166H236ZM238 165H239V164H238ZM259 165H260V164H259ZM69 166H70V165H69ZM125 166H127V165H125ZM179 166H180V165H179ZM185 166H186V165H185ZM201 166H202V165H201ZM218 166H219V165H218ZM218 166L215 165L216 170H218V169H217ZM65 167H67V166H65ZM65 167H63V165H62L60 162H58V163H56V165L54 166V169H55V170L53 169V171H55V172L58 174V177L62 179V182H60L61 180H59V181L57 180L58 182H60V186H61V183H65V184H67L68 182H70V181L73 180V179H72V180H69V178L71 179V178H73V177H71L70 174H69V172H67V171L65 170ZM106 167H107V166H106ZM116 167H117V166H116ZM119 167H120V166H119ZM138 167H139V166H138ZM198 167H199V166H198ZM198 167H196V168H198ZM215 167H214V168H215ZM231 167H232V166H231ZM231 167L228 168L229 171H227V172L230 173V172H231L230 169L233 171V168H231ZM236 167H237V166H236ZM241 167L244 168L243 165H242ZM254 167H255V166H254ZM262 167H263V166H262ZM114 168H115V167H114ZM121 168H122V167H121ZM125 168H126V167H125ZM179 168H180V167H179ZM201 168H202V167H201ZM205 168H203V169L205 170ZM212 168H213V166H212V167L210 166V169L207 168V169H208L207 172L209 173L210 170L212 171ZM214 168H213V169H214ZM234 168H235V167H234ZM258 168H261V167H258ZM172 169H173V168H172ZM198 169H200V168H198ZM207 169H206V170H207ZM220 169L222 170V166H221V168L219 167V170H220ZM224 169H225V168H224ZM224 169H223L222 172H224ZM240 169H241V168H240ZM245 169H246V165H245L244 170H245ZM248 169L250 170V168H248ZM248 169H247V170H248ZM254 169H256V168H254ZM263 169H264V167H263ZM67 170H68V169H67ZM196 170H197V169H196ZM206 170H205V171H206ZM221 170H220V171H221ZM235 170H236V168H235ZM235 170H234V171H235ZM241 170H242V169H241ZM130 171H131V170H130ZM213 171L215 172V170H213ZM213 171H212V172H213ZM237 171H238V170H237ZM256 171L258 172V170H256ZM260 171H261V169H260ZM27 172H28V171H27ZM140 172L143 173L142 171H140ZM176 172H177V171H176ZM212 172H211V174H212ZM214 172H213L212 176L214 175ZM218 172H219V171H218ZM222 172H221V173H222ZM225 172H226V170H225ZM227 172H226V173H227ZM235 172H236V171H235ZM56 173H55V174H56ZM75 173H76V172H75ZM180 173L182 174V172H180ZM189 173H190V172H189ZM208 173H207V174H208ZM226 173H225V174H226ZM229 173H227L226 175H228ZM232 173H233V172H232ZM232 173H231V174H232ZM55 174H54V175H55ZM133 174H134V173H133ZM192 174H193V173H192ZM216 174H217V177H218V175H219V177H221L220 175H223V173H222V174L216 173ZM234 174H235V173H234ZM115 175H117V174H115ZM118 175H120V173H119ZM124 175H125V174H124ZM128 175H129V174H128ZM130 175H131V174H130ZM186 175H187V174H186ZM229 175H230V174H229ZM229 175H228V176H229ZM239 175H240V173H239ZM106 176H107V175H106ZM106 176H105V178H106ZM111 176H113V175H111ZM125 176H126V175H125ZM142 176H143V175H142ZM149 176H150V175H149ZM224 176H225V175H223L222 177H224ZM232 176H233V175H231V178H232ZM243 176H245V175H243ZM52 177H53V176H52ZM75 177H76V176H75ZM101 177H102V175H101ZM120 177H121V176H120ZM128 177H130V176H128ZM150 177H151V176H150ZM222 177H221V178H222ZM233 177H234V176H233ZM235 177L238 178V176H235ZM53 178H56V176L53 177ZM77 178H78V177H77ZM83 178H84V177H83ZM83 178H82V179H83ZM97 178H98V177H97ZM105 178H104V179H105ZM109 178H110V176H109ZM111 178H112V182H113V183H114V181L117 182L116 180H113L114 177H111ZM115 178H116V177H115ZM122 178L124 179V177H122ZM142 178H143V177H142ZM181 178H182V177H181ZM200 178H201V177H200ZM207 178H208V177H207ZM212 178H213V180H214V176H213ZM212 178H211V179H212ZM225 178L227 179L228 177H224V179H225ZM229 178H230V176H229ZM229 178H228V179H229ZM240 178H243V177H242V176H239L238 179L241 180ZM1 179H2V178H1ZM90 179H91V178H90ZM90 179H88V180H90ZM104 179H103V181H105ZM116 179H117V178H116ZM129 179H130V178H129ZM138 179H139V178H138ZM186 179H187V178H186ZM215 179H217V178L215 177ZM224 179H223V180H224ZM226 179H225V180H226ZM235 179H236V178H235ZM235 179H234V180H235ZM2 180H3V179H2ZM53 180H56V179H53ZM97 180H98V179H97ZM124 180H125V179H124ZM124 180H123L121 183H123ZM126 180H128V179L126 178ZM158 180H160V179H158ZM158 180H157V181H158ZM179 180H180V179H179ZM218 180H219V178H218ZM232 180H233V178H232ZM236 180H237V179H236ZM239 180H238V182L241 183ZM6 181H7V180H6ZM8 181H9V180H8ZM57 181H55V182H57ZM85 181H87V180H85ZM90 181H91V180H90ZM92 181H93V180H92ZM101 181H102V179H101ZM106 181H108V180H106ZM110 181H111V179H110ZM129 181H130V180H129ZM157 181H156V182H157ZM161 181H162V180H160V182H161ZM174 181H175V180H174ZM220 181H221V180H220ZM220 181H219V183H220ZM230 181H231V179H230ZM245 181H246V180H245ZM245 181H244V182H245ZM28 182H29V181H28ZM50 182H51V181H50ZM53 182H54V181H53ZM94 182H95V181H94ZM98 182H100V181H98ZM119 182H120V181H119V178H118V183L116 184V187L118 186ZM125 182H128V181H125ZM158 182H159V181H158ZM160 182H159L158 184H160ZM185 182H186V180H185ZM212 182H213V181H212ZM13 183H14V182H13ZM70 183H71V182H70ZM74 183L76 184V180L74 181ZM77 183H78V181H77ZM82 183H83V180H82ZM104 183H107V182H104ZM110 183H111V182H110ZM129 183H130V182H129ZM129 183H128V185H126L127 188H125V187L123 188L124 190H125V189L127 190L128 187L130 188L131 186H132V187L135 186V185H133L134 183H133V184H132V182H131L130 184H129ZM152 183H153V182H152ZM214 183H215V182H214ZM239 183H238V185H239ZM251 183H252V184H250V185L252 186L253 183H255V182H251ZM4 184H5V183H4ZM10 184H11V183H10ZM10 184H9V185H10ZM65 184H64V185H65ZM72 184H73V183H72ZM96 184H97V183H96ZM107 184H109V183H107ZM131 184H132V185H131ZM147 184L149 185L148 182H147ZM153 184H155V183H153ZM153 184H151V185H153ZM156 184H157V183H156ZM156 184H155V185H156ZM158 184H157V185H158ZM163 184H164V183H163ZM165 184H166V183H165ZM190 184H191V183H190ZM199 184H200V183H199ZM220 184H221V183H220ZM235 184H236V183H235ZM13 185H14V184H13ZM21 185H22V184H21ZM58 185H59V183L57 184V186H58ZM62 185H63V184H62ZM76 185H78V184H76ZM82 185H83V184H82ZM82 185H80V186H82ZM86 185H87V184H86ZM90 185H95V184H90ZM101 185H102V184H101ZM104 185H105V184H104ZM130 185H131V186H130ZM148 185H147V186H148ZM151 185H150L149 188L152 187ZM155 185H154V186H155ZM168 185H169V184H168ZM168 185H167V186H168ZM197 185H198V184H197ZM223 185H224V184H223ZM236 185H237V184H236ZM236 185H234V187H235ZM248 185H249V184H248ZM250 185H249V186H250ZM254 185H255V184H254ZM254 185H253V186H254ZM5 186H6V185H5ZM7 186H8V185H7ZM67 186H69V185L67 184ZM67 186H66V188H67ZM80 186H79V187H80ZM95 186H96V185H95ZM106 186H107V185H106ZM109 186H110V185H109ZM109 186H108V187H109ZM124 186H125V185H124ZM142 186H143V185H142ZM147 186H145V187L143 186V188H146ZM158 186H159V185H158ZM158 186H156V187H158ZM161 186H162V184H161ZM167 186H164V187H167ZM215 186H216V185H215ZM218 186H219V185H218ZM244 186L247 187V183H246ZM249 186H248V188H249ZM257 186H258V185H257ZM262 186H263V185H262ZM61 187H62V186H61ZM61 187H60V188H61ZM69 187H70V186H69ZM77 187H78V186H77ZM86 187H87V186H86ZM90 187H91V186H90ZM99 187H100V186H99ZM116 187H115V188H116ZM118 187H119V186H118ZM122 187H123V185H122ZM136 187H137V186H136ZM138 187H140V186H138ZM156 187H155V188H156ZM208 187H209V185H208ZM208 187L206 186V188H208ZM210 187H211V186H210ZM226 187H227V186H226ZM238 187H239V186H238ZM57 188H58V187H57ZM62 188H63V187H62ZM71 188L74 190L73 187H71ZM82 188H83V187H82ZM96 188H97V187H96ZM140 188H141V187H140ZM204 188H205V187H204ZM212 188H214V187H212ZM256 188H258V187H256ZM259 188H260V185H259ZM11 189H12V188H11ZM64 189H65V188H64ZM68 189H69V188H68ZM76 189H77V188H76ZM93 189H94V188H93ZM107 189H108V188H107ZM112 189H114V188H112ZM119 189H120V187H119ZM119 189H118V191L115 190V189H114L115 191L113 190L114 193H115V195H117V196L119 195V192H121V191H119ZM123 189H122V192H123ZM156 189H157V191H158V190L160 189V186H159V189H158V188H156ZM156 189H155V190H156ZM161 189H163V186H162ZM166 189H167V188H166ZM191 189H192V188H191ZM195 189H196V188H195ZM195 189H193V190L195 191ZM197 189H198V188H197ZM217 189H218V188H217ZM239 189H240V193H239V195H237V192H236V194H235V193H230V194H231V195H234V194L237 195V196L239 197V199L241 200L240 195L242 194L243 188H242V187H241V188L239 187ZM261 189H262V188H261ZM58 190H59V188H58ZM89 190H90V189H89ZM97 190H98V192H100V191H99V190H100L99 188H98ZM126 190H125V191H126ZM129 190H131V188H130ZM129 190H128V193H129ZM146 190L148 191V188H146L145 191H146ZM151 190H152V189H151ZM164 190H165V189H164ZM214 190L217 191L216 189H214ZM222 190H223V189H222ZM222 190H220V192H221ZM225 190H226V188H225ZM228 190H229V189H227V191H228ZM237 190H238V189H236V191H237ZM241 190H242V191H241ZM246 190H248V189H246ZM251 190H252V189H251ZM255 190H256V189H255ZM56 191H57V190H56ZM64 191H65V190H64ZM69 191H70V190H69ZM102 191H103V190L101 189V192H100V193H101V194H104V193H102ZM113 191L108 190V192H111V193H109V194H113V193H112ZM116 191H117V192H116ZM132 191H133V189H132ZM161 191H163V190H160V192H161ZM177 191H178V190H177ZM177 191H176V193H177ZM199 191H200V190H199ZM204 191H205V190H204ZM210 191H211V190H210ZM232 191H233V190H232ZM232 191H230V192H232ZM238 191H239V190H238ZM62 192H63V191H62ZM62 192H61V190H60V192H56V195H55V201H56L55 204H56V205H57V198H58L59 195L62 194ZM74 192H75V191H74ZM74 192H73V194H74ZM86 192H87V191H86ZM96 192H97V191H96ZM103 192H104V191H103ZM105 192H106V189H105ZM122 192H121V193H122ZM130 192H131V191H130ZM134 192H135V190L133 191V194H132V195H135V193H136L137 191H136L135 193H134ZM138 192H139V191H138ZM160 192H159V193H160ZM195 192H197V191H195ZM200 192H202V191H200ZM208 192H209V190H208ZM217 192H219V190H218ZM217 192H214V193L216 194ZM223 192H226V191H223ZM233 192H235V190H234ZM244 192H246V191L244 190ZM251 192H252V191H251ZM258 192H259V193L261 192L260 189L258 190ZM258 192H257V190H256V193H257V194L254 193V192H253L254 194H253V193H252V194L255 195V196L260 195V194H258ZM263 192H264V190H263ZM79 193H80V192H79ZM128 193H126V192L124 193V192H123V194H126V195H128ZM140 193H144V191H142V192H140ZM148 193H149V192H148ZM152 193H154L153 190H152ZM152 193L150 192L149 194H151V196H152ZM164 193H165V191L163 192V195H164ZM184 193H185V192H184ZM192 193H193V192H192ZM202 193H205V192H202ZM227 193H229V191H228ZM6 194H7V193H6ZM64 194H65V193H64ZM86 194H88V193H86ZM89 194H90V193H89ZM144 194L149 196V194H147V193H144ZM161 194H162V193H161ZM178 194H179V193H178ZM205 194H206V193H205ZM207 194H208V193H207ZM212 194H213V193H212ZM215 194H214V195H215ZM221 194H223V193H221ZM221 194H219V195H221ZM249 194H250V193H249ZM75 195H76V194H75ZM79 195H80V194H79ZM79 195H78V196H79ZM90 195H91V194H90ZM95 195H96V194H95ZM97 195H99V194L97 193ZM97 195H96V196H97ZM105 195H106V193H105L103 196H105ZM115 195H113L112 198H115V197H114ZM120 195H121V194H120ZM129 195H131V194H129ZM129 195H128L126 198H128ZM132 195H131V196H132ZM139 195H140V194H139ZM139 195H138V196H135V197H139ZM155 195H156V194H155ZM158 195H159V194H158ZM224 195H225V194H223V196H224ZM227 195H228V194H227ZM245 195H247V194L245 193ZM245 195H243V199L245 200V198H246V202H247V201H248L247 199H250V198H249V196L246 197ZM68 196H69V195H68ZM85 196H86V195H85ZM96 196H95V198H96ZM107 196H108V195H107ZM131 196H130V197H131ZM140 196H141V195H140ZM185 196H186V195H185ZM215 196H216V195H215ZM229 196H230V195H229ZM241 196H242V195H241ZM250 196H251V194H250ZM260 196H261V195H260ZM260 196H258V198H260ZM263 196H264V195H262L261 197H263ZM93 197H94V196H93ZM93 197H92V199H93ZM110 197H111V196H110ZM149 197H150V196H149ZM149 197H146V199H148ZM153 197H155V196L153 195ZM159 197L161 198V195H159ZM218 197H219V196H218ZM220 197H222V196H220ZM224 197H225V196H224ZM244 197H245V198H244ZM95 198H94V200H95ZM98 198H99V196H98ZM98 198H97V199H98ZM105 198H106V196H105ZM108 198H109V196H108ZM131 198H132V197H131ZM143 198H145V197H143ZM162 198H164V197L162 196ZM162 198H161V199H162ZM236 198H237V197H236ZM258 198L256 199V197H255L256 201H255V199L253 200V199L251 198V199L253 200V202H252L251 200H249V203H250V201H251V202H252V205H253V203L258 204V208H257V210L259 211V209H263L264 204H263V206H262V205H261L262 202H261V203L259 202V203H260V207L262 206V208H259V203H257ZM0 199H1V198H0ZM19 199H20V197H19ZM75 199L77 200V198H75ZM81 199H82V198H81ZM92 199H91L90 201H92ZM128 199H130V198H128ZM128 199H127V202L129 201ZM137 199H138V198H137ZM156 199H158V198L156 197ZM226 199H227V196H226ZM231 199H232V200H231ZM239 199L236 201L235 198L233 199V198L231 197L230 199H227V200H230V201L235 200V201L238 203V202H239ZM263 199H264V197H263ZM58 200H62V199L60 198V199H58ZM78 200H79V199H78ZM116 200H117V199H116ZM123 200H124V198H123ZM135 200H136V199H135ZM135 200H134V201H135ZM153 200H154V199H153ZM260 200H261V199H260ZM260 200H258V201H260ZM15 201H16V200H15ZM95 201H96V200H95ZM114 201H115V200H114ZM131 201H133V200L131 199ZM145 201H146V200H145ZM145 201H143V202H145ZM224 201H225V200H224ZM254 201H255V202H254ZM58 202H59V201H58ZM77 202H78V201H77ZM88 202H89V201H88ZM129 202H130V201H129ZM140 202H141V200H140ZM147 202H148V201H147ZM152 202H153V204H154L155 201H152ZM156 202H157V200H156ZM158 202H159V201H158ZM158 202H157V203H158ZM162 202H163V201H162ZM225 202H226V201H225ZM227 202H228V201H227ZM240 202L243 203L244 201L242 200V201H240ZM240 202H239V203H240ZM79 203H81V202H79ZM83 203H84V202H83ZM106 203H107V202H106ZM148 203H150V202H148ZM160 203H161V201H160ZM241 203H240V204H241ZM81 204H82V203H81ZM84 204H85V203H84ZM95 204H96V203H95ZM124 204H125V203H124ZM129 204H130V203H129ZM138 204H140V203H138ZM138 204H137V205H138ZM155 204H156V203H155ZM230 204H231V203H230ZM232 204L236 205L234 202H233ZM240 204H237V205L240 206ZM256 204H254V207L252 206L251 209H249V210H252V209L254 208V209H253V211H254V210H255V207H256ZM52 205H54V204L52 203ZM52 205L50 206L51 209H48V208H47V206H49V205H47V206L45 205L46 208H47V210H49V211L45 210V211H46V212L44 213L45 216H46V215H50V214H53V215H51V216H54V211H53V210H55V208H57V207H56V205H55L54 207H53ZM62 205H66V204H63V203H62ZM82 205H83V204H82ZM82 205H81V206H82ZM97 205H98V204H97ZM122 205H123V204H122ZM150 205L152 206V203H151ZM225 205H226V204H225ZM228 205H229V203L227 204V206H228ZM241 205H242V204H241ZM20 206H21V205H20ZM39 206H41V205H39ZM42 206H43V205H42ZM59 206H60V205H59ZM85 206H87V205H84V207H85ZM100 206H101V205H100ZM229 206H230V205H229ZM239 206L236 207L238 210H239ZM244 206H245V202H244L243 206H240V210H241V207L245 208ZM248 206H250V204H249ZM52 207H53V208H52ZM122 207H123V206H122ZM124 207H125V206H124ZM152 207H154V206H152ZM225 207H226V206H225ZM231 207H232V206H231ZM38 208L42 210V207H41V208L38 207ZM44 208H45V207H44ZM61 208H63V207H61ZM104 208H105V207H104ZM206 208H207V206H206ZM219 208H220V207H219ZM58 209H59V208H58ZM108 209H109V208H108ZM110 209H112V208H110ZM113 209H114V207H113ZM118 209H119V208H118ZM120 209H121V207H120ZM120 209H119V210H120ZM122 209H123V208H122ZM227 209H228V208H227ZM232 209H233V208H232ZM37 210H38V209H37ZM105 210H106V208H105ZM105 210H104V212H105ZM119 210H118V211H119ZM153 210H154V209H153ZM210 210H211V209H210ZM222 210H225V209L223 208ZM238 210H237V211H238ZM242 210H243V209H242ZM242 210L239 211V212H242ZM257 210H255V211L257 212ZM2 211H3V210H2ZM38 211H39V210H38ZM58 211H59V210H58ZM64 211H66V210H64ZM80 211H81V210H80ZM107 211H108V210H107ZM110 211H111V210H110ZM118 211L116 210V211H114V212H118ZM121 211H123V210H121ZM219 211L222 212L221 210H219ZM228 211H229V210H228ZM228 211H227V212H228ZM233 211H234V210H233ZM263 211H264V209H263ZM36 212H37V211H36ZM69 212H70V210H69ZM102 212H103V211H102ZM112 212H113V211H112ZM119 212H120V211H119ZM202 212H204V211H202ZM220 212H218V214H219ZM227 212L225 211L224 213L228 215L229 212H228V213H227ZM246 212H247V209H246ZM260 212H261V210H260ZM260 212H259V213L257 212L256 214H260ZM6 213H7V212H6ZM14 213H15V212H14ZM55 213H56V212H55ZM58 213H59V212H58ZM63 213H64V212H63ZM70 213H71V212H70ZM88 213H89V212H88ZM105 213H106V212H105ZM105 213H103V214H105ZM237 213H238V212H237ZM249 213H250V212L248 211L247 214H249ZM261 213H262V212H261ZM15 214H16V213H15ZM67 214H68V213H67ZM67 214L64 213V215H66L65 217H67ZM71 214H72V213H71ZM101 214H102V213H101ZM106 214H107V213H106ZM108 214H109V212H108ZM118 214H120V213H118ZM218 214H216V216H217ZM222 214H223V212H222ZM238 214L240 215V213H238ZM241 214H242V213H241ZM250 214H253V213H250ZM254 214H255V213H254ZM256 214H255V215H256ZM263 214H264V213H263ZM263 214H260V216L263 215ZM1 215H2V214H1ZM39 215L41 216V213H39ZM39 215H37V213H36V216L40 217ZM42 215H43V213H42ZM64 215H61V216L64 217ZM220 215H221V214H220ZM229 215H230V214H229ZM233 215H234V212H233V214H232V212H231V216H233ZM243 215H244V216H249V215H246L245 213H243ZM243 215H241V216H243ZM45 216H44V217H45ZM68 216L70 217V215H68ZM105 216H106V215H105ZM115 216H116V215H115ZM117 216H118V215H117ZM117 216H116V217H117ZM216 216H215V218H216ZM225 216H226V215H225ZM244 216L241 217V221H239V219H238L237 222H239V223L242 222V219L245 218ZM251 216H253V217H252L253 220L256 219V218L254 219V215H251ZM251 216H250V217H251ZM258 216H259V215L255 216V217H258ZM260 216L258 217V219L261 220ZM38 217H37V218H38ZM48 217H49V216H48ZM48 217H47V219H48ZM58 217H59V216H58ZM71 217H72V216H71ZM73 217H74V216H73ZM107 217H108V216H107ZM219 217H220V216H219ZM219 217H218V218H219ZM33 218H34V217H33ZM49 218H50V217H49ZM117 218H118V217H117ZM153 218H154V217H153ZM218 218H217V222H218ZM224 218H226V217H224ZM224 218L222 217V219H224ZM229 218H232V217H229ZM234 218H236V217H234ZM246 218H247V220H248L249 217H246ZM263 218H264V217L262 216V219H263ZM38 219H42V218H38ZM113 219H114L115 221H117L116 223H118V219L116 220L114 217H113ZM222 219H220V221H221ZM226 219H227V218H226ZM226 219H225V220H226ZM236 219H237V218H236ZM236 219H235V221H236ZM249 219L251 220V218H249ZM35 220L38 221L37 219H34L33 221H35ZM71 220H72V219H70V221H71ZM232 220H234V219H232ZM247 220L245 219V221H247ZM260 220H259V221H260ZM41 221H42V220H41ZM43 221H45V220L43 219ZM43 221H42V222H43ZM214 221L216 222V220H214ZM220 221H219V223H220ZM235 221H232V223L234 222L233 224H236L237 222H235ZM256 221H257V219H256ZM42 222H41V223H42ZM45 222H46V221H45ZM72 222H74V219H73ZM111 222H112V221H111ZM212 222H213V221H212ZM221 222H222V221H221ZM224 222H225V221H224ZM229 222H230V221H229ZM229 222L227 221L226 224H229V225H230L231 222H230V223H229ZM247 222L249 223L250 221L248 220ZM251 222H252V223H253V222L255 223V221H251ZM260 222H261L262 224L264 223L262 220H261ZM260 222H259V223H260ZM36 223H37V224H34V223L31 224V225L34 224L32 227H33V229H35V230H36L37 226L39 225L40 220H39L38 222H36ZM76 223H77V222H76ZM213 223H214V222H213ZM213 223H212V224H213ZM219 223H216V224L219 226ZM222 223H223V222H222ZM222 223H220V224H222ZM232 223H231V224H232ZM256 223H258V222H256ZM261 223H260V224H261ZM44 224H45V223H44ZM44 224H43V225H44ZM78 224H79V223H78ZM114 224H115V223H114ZM118 224H119V223H118ZM120 224H121V223H120ZM120 224H119V225H120ZM165 224H166V223H165ZM168 224H169V222H168ZM216 224H215V225H216ZM240 224H242V223H240ZM240 224H238V226L236 225L237 228L239 227V228H238L239 230H240L241 227H242V226L240 227ZM260 224H258V225L261 227ZM31 225L29 224V228H30ZM109 225H110V224H109ZM111 225H112V224H111ZM111 225H110V226H111ZM115 225H116V224H115ZM119 225H118V226H119ZM162 225H163V223H162ZM242 225H243V224H242ZM245 225L247 226L248 224H245ZM245 225H244V226H245ZM249 225H250V226H253L251 223H250ZM249 225H248V227L245 226L246 229H244V227H243V229H244L245 231H247V228H248V229L251 228V230H255V229H252V227H250ZM258 225H257V226H258ZM263 225H264V224H263ZM263 225H262L261 228L256 229V231L258 230V232H259V230H260L261 232H262V231L264 232V226H263ZM44 226H45V225H44ZM76 226H77V224H76ZM110 226H109V227H110ZM118 226H117V227H118ZM166 226H167V225H166ZM222 226H223V225H222ZM222 226H220L221 229L223 228ZM227 226H228V225H227ZM254 226H255V225H254ZM254 226H253V228H256V227H257V226H255V227H254ZM259 226H258V227H259ZM40 227H41V226H40ZM45 227H46V226H45ZM45 227H44V228H45ZM109 227H108V229H109ZM210 227H212V226H210ZM228 227H229V226H228ZM232 227H233V226H231V228H232ZM236 227H235V229H236ZM25 228H26V227H25ZM113 228H114V226H113ZM162 228L164 229L165 226L162 227ZM167 228H168V227H167ZM220 228H219V231H220ZM231 228H230V229H231ZM42 229H43V228H42ZM106 229H107V228H106ZM108 229H107V230H108ZM110 229H112V228H110ZM169 229H170V228H169ZM173 229H174V228H173ZM212 229H213V228H212ZM25 230H26V229H25ZM25 230H24V231H25ZM27 230H28V228H27ZM27 230H26V231H27ZM31 230H32V229H31ZM47 230H48V229H47ZM47 230H46V231H47ZM50 230H51V229H50ZM164 230H165V229H164ZM239 230H236V231H239ZM244 230H241V231H244ZM42 231H43V230H42ZM42 231H40V233H41ZM44 231H45V230H44ZM46 231H45V232H46ZM110 231H112V230H110ZM217 231H218V230H217ZM217 231H213V232H217ZM223 231H225V229L222 230V232H223ZM226 231H227V229H226ZM256 231H255V232H256ZM32 232H33V231H32ZM107 232H108V231H107ZM163 232H164V231H163ZM227 232H228V231H227ZM247 232H250V230L247 231ZM247 232H246V233H247ZM48 233H49V231H48ZM101 233H102V232H101ZM101 233H100V235H101ZM218 233H219V232H217V234H218ZM223 233H224V232H223ZM223 233H222V234H223ZM251 233H252V231H251ZM259 233H260V232H259ZM45 234L47 235V233H45ZM105 234H106V233H105ZM105 234H103V235L105 236ZM212 234H213V233H212ZM215 234H216V233H215ZM225 234H228V233H224V236L222 235V236H223V239H224V237H226ZM247 234H248V233H247ZM249 234H250V233H249ZM256 234H257V233H256ZM260 234H262V233H260ZM112 235H113V234H112ZM231 235H232V234H230V236H231ZM51 236H52V235H51ZM101 236H102V235H101ZM104 236H103V238H104ZM107 236H109V235H107ZM214 236H217V235H214ZM218 236H219V234H218ZM233 236H234V235H233ZM241 236H242V235H241ZM243 236H244V235H243ZM260 236H261V235H259V236H257V237L260 238ZM105 237H106V236H105ZM212 237H213V235H212ZM220 237H221V236H220ZM257 237H255V238H257ZM221 238H222V237H221ZM228 238H229V236H228ZM245 238H246V236H245ZM259 238H258V239H259ZM213 239H215V238H213ZM216 239H217V238H216ZM216 239H215V240H216ZM226 239H227V238H226ZM234 239H235V238H234ZM238 239L241 240V237L238 238ZM229 240H231V237H230ZM240 240H238V241H240ZM245 240H246V242L248 243L247 245H250V244H249V241H248L249 239H245ZM245 240H243L242 243L245 244V242H244ZM250 240H252L251 237H250ZM261 240H264V238L261 239ZM261 240H260V241H261ZM223 241H224V240H222V242H223ZM238 241H237V242H238ZM216 242H217V241H216ZM219 242H220V238H219ZM227 242L229 243V241H227ZM234 242H236V241H234ZM237 242H236V243H237ZM232 243H233V242H232ZM236 243H235V244H236ZM211 244H214V243H211ZM221 244H222V243L220 242V246H221ZM239 244H241V243L239 242L238 245H239ZM218 245H219V243H218ZM223 245H224V244H223ZM242 245H243V244H242ZM247 245H244L245 248H248V247H249V246L246 247ZM214 246H215V245H214ZM214 246H213V247H214ZM213 247H212V248H213ZM215 247H216V246H215ZM234 247H236V246H234ZM238 247H239V246H238ZM256 247H257V246H256ZM216 248H217V247H216ZM222 248H223V247H222ZM225 248H226V247H225ZM241 248H242V247H241ZM250 248H251V246H250ZM213 249H214V248H213ZM213 249H211V250L213 251ZM236 249H237V248H236ZM236 249H235V251H236ZM254 249H255V248H254ZM258 249H259V248H258ZM215 250H216V249H215ZM217 250H218V248H217ZM233 250H234V249H233ZM248 250H251V249L248 248L247 251H248ZM230 251H232V250H230ZM242 251H243V249H242ZM242 251H241V253H242ZM247 251H246V252H247ZM253 251H254V250H253ZM257 251H260V249L257 250ZM261 251H262V250H261ZM215 252H216V251H215ZM215 252H214V253H215ZM246 252H244V253H246ZM251 252H252V251H251ZM212 253H213V252H212ZM226 253H227V252H226ZM229 253H230V252H229ZM229 253H228V254H229ZM232 253H234V252L232 251L230 254H232ZM235 253H237V252H235ZM247 253H249V252H247ZM216 254H217L218 257L221 256V255L219 256V251H218ZM220 254L223 255V253H220ZM224 255H227V254L224 253ZM232 255H234V254H232ZM229 256H230V255H228V257H229ZM218 257H217V258H218ZM221 259H222V256H221ZM214 260H215V258H214ZM217 260H219V258H218ZM217 260H215V261H217ZM219 261H220V260H219ZM219 261H217V262H219ZM230 261H231V260H230ZM232 262H233V261H232ZM220 263H221V261H220ZM222 263L224 264V260H223ZM230 263H231V262H230ZM230 263H229V264H230ZM231 264H232V263H231ZM237 264H264V252H261V253H260V252H257V254H255V255L250 259V261H248V262H245V261H243V262H242V261H238Z\"/></svg>","mask_w":264,"mask_h":264}]
</instances>
